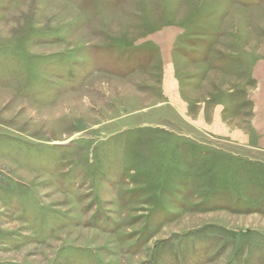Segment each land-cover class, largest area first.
I'll return each mask as SVG.
<instances>
[{"label": "rangeland", "instance_id": "obj_1", "mask_svg": "<svg viewBox=\"0 0 264 264\" xmlns=\"http://www.w3.org/2000/svg\"><path fill=\"white\" fill-rule=\"evenodd\" d=\"M0 264H264V0H0Z\"/></svg>", "mask_w": 264, "mask_h": 264}]
</instances>
